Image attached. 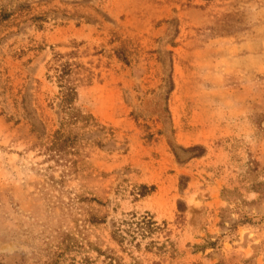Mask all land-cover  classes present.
<instances>
[{
	"label": "rangeland",
	"instance_id": "obj_1",
	"mask_svg": "<svg viewBox=\"0 0 264 264\" xmlns=\"http://www.w3.org/2000/svg\"><path fill=\"white\" fill-rule=\"evenodd\" d=\"M0 13V264H264V0Z\"/></svg>",
	"mask_w": 264,
	"mask_h": 264
},
{
	"label": "trees",
	"instance_id": "obj_2",
	"mask_svg": "<svg viewBox=\"0 0 264 264\" xmlns=\"http://www.w3.org/2000/svg\"><path fill=\"white\" fill-rule=\"evenodd\" d=\"M30 9L31 6L29 5L19 4L14 10L9 11L8 13L4 12V15L0 13V18L2 15L6 18H9L16 14L17 16L24 17L29 13L28 11ZM85 17V20L88 21L90 16ZM62 60L63 54L55 52L52 69L54 71V77L56 78L60 87L59 99L61 109L63 112L66 113L67 117L66 120L63 119L60 122L59 128L55 131V133H61L63 132V128H65L66 126L75 125L80 120L85 119L81 112L73 105V103L78 98V91L75 85H72L70 81L71 73L73 72L72 63L69 61ZM53 142L54 144L61 146L62 143H64L65 141L59 143L57 137ZM132 223L133 222H131L130 225H132ZM153 226L154 222L146 216H143L137 224V227L139 228V230H141L142 233L153 230ZM121 232L122 230L118 228L113 232V236L117 239V241L122 243L124 241V237L122 236Z\"/></svg>",
	"mask_w": 264,
	"mask_h": 264
}]
</instances>
